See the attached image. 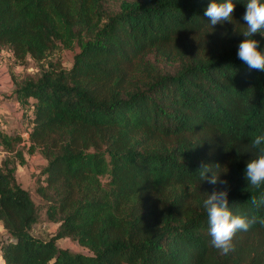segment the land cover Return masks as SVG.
Instances as JSON below:
<instances>
[{
    "label": "trees",
    "instance_id": "16d2710c",
    "mask_svg": "<svg viewBox=\"0 0 264 264\" xmlns=\"http://www.w3.org/2000/svg\"><path fill=\"white\" fill-rule=\"evenodd\" d=\"M210 2L0 0V63L28 135L0 127L5 264H264L252 203L264 185L245 174L264 134V72L238 58L247 0L214 27ZM27 155L44 160L40 202L16 174ZM205 164L227 183L201 181ZM223 189L234 214L256 217L227 255L203 207ZM41 216L50 236L35 230Z\"/></svg>",
    "mask_w": 264,
    "mask_h": 264
},
{
    "label": "clouds",
    "instance_id": "9594fccd",
    "mask_svg": "<svg viewBox=\"0 0 264 264\" xmlns=\"http://www.w3.org/2000/svg\"><path fill=\"white\" fill-rule=\"evenodd\" d=\"M235 5L234 0H211L204 14L212 27L233 22ZM245 7L246 11L242 18L246 27L241 32L244 39L238 46V58L249 69L264 72V49L259 46V41L253 38L256 33L264 36V0H247ZM251 145L259 154L247 163L245 174L250 185L260 188L264 185V134L255 136ZM217 166L219 165H203L199 169L201 181H207L212 185L227 183L220 180V173L215 170ZM209 172L212 173L210 176ZM252 203L258 208L264 206V198L260 200L253 198ZM203 207L208 218L210 243L225 255L233 250V239L236 234L248 231L256 223V217L248 218L233 213L229 206L227 189L208 193L203 200Z\"/></svg>",
    "mask_w": 264,
    "mask_h": 264
},
{
    "label": "rangeland",
    "instance_id": "374dc122",
    "mask_svg": "<svg viewBox=\"0 0 264 264\" xmlns=\"http://www.w3.org/2000/svg\"><path fill=\"white\" fill-rule=\"evenodd\" d=\"M3 156L4 154L0 152V159ZM41 160L42 159L37 155H27L26 163L24 165H18L16 171L18 180L20 181L22 186L31 192L32 197L37 202H40V200L34 188H35V179L42 166ZM55 229H56V225L47 223L45 220H43V216H41L39 223L35 225V230L37 234L42 236H50L51 234L54 233ZM0 232L4 233V229L1 223H0ZM58 245L63 248H69L72 251L87 253V250L85 248H83L77 242L71 240L70 238L60 239L58 241Z\"/></svg>",
    "mask_w": 264,
    "mask_h": 264
},
{
    "label": "crops",
    "instance_id": "0c3cea01",
    "mask_svg": "<svg viewBox=\"0 0 264 264\" xmlns=\"http://www.w3.org/2000/svg\"><path fill=\"white\" fill-rule=\"evenodd\" d=\"M17 70V69H16ZM15 84L5 65L0 66V127L9 133H23L26 139L28 135L23 131L22 109L14 99ZM21 129V130H20ZM0 152L4 154V151ZM40 157L39 155H37ZM42 159V158H41ZM44 160H41L43 163Z\"/></svg>",
    "mask_w": 264,
    "mask_h": 264
},
{
    "label": "built area",
    "instance_id": "2783aa9c",
    "mask_svg": "<svg viewBox=\"0 0 264 264\" xmlns=\"http://www.w3.org/2000/svg\"><path fill=\"white\" fill-rule=\"evenodd\" d=\"M0 66H1V63H0ZM0 264H5V261H4V259H3L1 254H0Z\"/></svg>",
    "mask_w": 264,
    "mask_h": 264
}]
</instances>
